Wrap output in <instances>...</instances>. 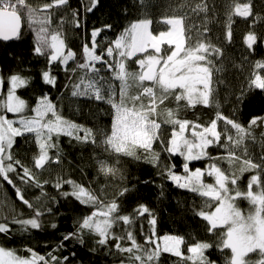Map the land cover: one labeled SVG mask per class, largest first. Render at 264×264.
<instances>
[{"label": "snow or ice", "instance_id": "1", "mask_svg": "<svg viewBox=\"0 0 264 264\" xmlns=\"http://www.w3.org/2000/svg\"><path fill=\"white\" fill-rule=\"evenodd\" d=\"M143 6L145 0H138ZM69 0H52L41 7H33L29 0H0V40H20L24 30L34 34L33 54L47 59L49 68L43 70L41 78L45 84L56 86V77L51 74V65L56 62L68 70L69 61L75 59V53L67 49L60 27L52 26L51 9L67 6ZM97 0H91L87 11L91 12ZM251 2L234 4V12L229 14L227 39L231 41L232 14L248 17L252 14ZM194 12L207 11L206 5L198 4ZM78 15L74 12L73 17ZM185 16L165 17L158 23L167 25V30L154 29V21L150 18L134 20L120 35L111 41L107 47H101L97 37L103 29L95 28L91 32V47L83 46L84 59L78 63L73 72L79 70L82 74L73 84V96H82L106 103L112 109L110 134H105L102 141L105 151L131 157L143 161L153 167L160 168V175L166 176L177 187L187 189L203 198L201 209L196 213L207 224L209 234L217 236V243L197 241L187 246L185 256L181 246L185 245L184 237L165 235L156 237L153 217L149 223L153 226L150 236H146L144 245H155L154 248L137 243L136 236L131 230L136 217L120 213V205L116 198L105 203L95 191L72 179L57 177L53 187L65 198L74 197L81 205L94 207L91 212L78 222L76 231L62 237L65 241L77 240L85 243L84 234H93L98 245H107L109 240H115V249L121 254H128L121 264H159L161 253H170L180 258L182 264H217L210 258V249L214 247L224 256V264H264V163H254L251 158L244 159L239 172L257 170L247 184V191L239 189L240 176L228 172L216 160H227L229 165L240 160L233 150L239 148L250 135L249 129L257 124L253 118L246 128L235 118L225 116L217 110L215 118L207 124L179 118L178 111L166 109V116L158 122L159 107L170 97L176 102L186 101L187 107L215 106L221 107L215 98L216 88L214 76L223 70L217 67L213 59H219L223 52L206 36L207 27L197 31L193 37L191 27L185 26ZM76 27L80 21L75 19ZM62 27V26H61ZM104 28L111 29L106 24ZM258 37L249 33L245 38L250 54L254 53V45ZM99 48V52L97 49ZM138 65V71H130L128 61L133 60ZM99 65V67L97 66ZM257 70L248 83V89L264 90V75L259 70L264 69V61H256ZM110 73L105 76L103 72ZM115 81L119 82L118 89ZM30 78L12 74L8 78L6 98L0 92V178L11 185L17 198L32 212L30 218H21L20 214L0 219V234L9 235L11 224L20 226L22 232L29 229H41V217L51 213L52 209L41 203L45 196L44 185L35 170H44L50 163H59L57 153L53 159L49 150L57 145L53 137L67 135L83 142L96 143L93 130L77 125L67 120L58 110L47 94L37 98L35 107L31 108L32 115H25L28 110L27 102L16 95L17 89L26 86ZM147 82V83H146ZM220 82V81H217ZM4 78L0 76V90ZM245 91L234 97L237 104H243ZM7 113L17 114L18 119H9ZM235 116V113H234ZM224 128L220 130V122ZM163 125H170V135L165 138ZM18 125V126H17ZM235 130V135L229 133V127ZM84 135L80 136L79 133ZM32 134L38 146V154L33 157V168L26 166L13 153L16 137ZM223 138V139H222ZM156 145L157 147H154ZM217 146L226 150V155L210 156L208 149ZM157 148L159 150H157ZM246 151V150H245ZM169 157L183 158V174L174 171L175 165L162 164L161 153ZM208 159L213 161L204 169H190V162ZM264 161V157L261 158ZM98 170L104 175H115L118 171L106 160L98 161ZM10 174H13L10 176ZM213 178V183H206L205 177ZM18 181L24 187H18ZM149 181H145L148 183ZM71 186V191H62L63 186ZM255 186V191H254ZM29 188H37L41 196L36 197L35 203L26 198ZM129 191L124 188L118 196H124ZM246 199L252 210L245 213L237 204V200ZM53 200L55 198H52ZM39 205V206H37ZM15 212V209H12ZM138 216L146 213L151 215L146 205H139L134 210ZM128 225L125 235H116L114 226L119 223ZM51 227L55 228L53 223ZM127 240L130 246H122L121 241ZM94 250V249H93ZM228 250L229 254L225 253ZM26 251L29 256L18 255L15 249L0 246V264H68L69 257H59L49 252L41 255L33 249ZM207 253V254H206ZM250 254H255L253 260ZM75 256V252L71 254Z\"/></svg>", "mask_w": 264, "mask_h": 264}, {"label": "trees", "instance_id": "2", "mask_svg": "<svg viewBox=\"0 0 264 264\" xmlns=\"http://www.w3.org/2000/svg\"><path fill=\"white\" fill-rule=\"evenodd\" d=\"M52 0H29L33 7H41ZM249 0H145L141 6L138 0H97L96 7L91 11V0H69L67 6L51 9L52 26L60 27L67 45L75 53V59L69 61L68 70L59 62L51 65V74L56 77V86L45 84L41 78L43 70L49 68L47 59L43 56L33 54L34 34L25 29L20 40H0V76L4 78L2 96L6 97L8 78L12 74H19L22 77L30 78V82L19 89L16 93L27 101L29 110L35 107L37 98L47 94L58 106V110L69 121L85 128L93 130L96 135V143L83 142L67 135H60L57 139L53 137L56 147L49 150L53 159L57 153L60 156L59 163H50L44 170L33 168V157L38 154V146L32 134L16 137L13 146V153L26 166L33 168L38 179L49 183L44 185L45 196L41 197V203L52 209L51 213L42 216L41 229H29L26 232L20 230V226L11 224L12 231L9 235L0 234V246L15 249L18 255L29 256L26 249L31 248L41 255L53 252L59 257L68 256V264H121L122 259H127L128 254L119 253L114 245L115 240H109L107 245H98L93 234H84L85 243L79 244L77 240L65 241L63 247L62 237L76 231L78 222L83 217L90 215L94 207L81 205L74 197L65 198L53 187L57 177L72 179L77 183L89 187L100 196L105 203L116 198L120 205V213L136 217L131 230L136 236L137 243L145 248L155 245H144L146 236H150L153 226L149 221L155 217L154 226L156 237L165 235L184 237L185 256L187 246L197 241L217 243V236L209 234L207 224L196 213L201 209L203 198L187 189L177 187L166 176L160 175V168L153 167L143 161H136L131 157L106 152L101 145V130L111 129L112 109L103 102L89 99L82 96H73V84L78 81L82 74L79 70L73 72L78 63L84 59L83 46L87 43L91 47V32L95 28L103 29L97 42L101 47H107L130 23L140 18H150L154 21L153 28L157 31L167 30V25L158 23L165 17L185 16V26L191 27L195 39L197 31L209 29L206 36L212 44L219 47L223 55L216 59L217 67L223 70L214 76L216 88L215 98L221 107H187L186 101L176 102L169 98L159 107L158 122L166 116V109L178 111L179 118L207 124L215 118L217 110L229 118H235L246 128L253 118L257 124L249 129L250 135L245 138L244 143L233 149L241 159L229 165L227 160L214 161L228 172H234L240 176L238 181L239 189L247 191V184L250 177L256 174L257 170L239 172L244 159L251 158L254 163H264V90L248 89V83L253 78L256 61H264V0H250L252 14L248 17H241L232 14L231 41L227 39L229 25V14L234 12L235 3H248ZM206 5L207 11H196V6ZM78 15L75 19L80 21V27H76L73 13ZM112 25L111 29L104 28V25ZM62 26V27H61ZM249 33L258 37L254 45V53L250 54L245 38ZM99 52V48L97 49ZM133 60L128 61L130 71H138L139 67ZM99 67V65H97ZM264 75V69L259 70ZM110 76L106 71L102 73ZM220 81V82H217ZM117 86L119 82H114ZM245 91L246 98L243 104H237L234 97ZM235 113V116H234ZM28 112L26 113V115ZM32 114V113H30ZM165 138L170 135L171 126L163 125ZM80 136L84 133L80 132ZM223 139V138H222ZM154 147H157L154 145ZM157 150H159L157 148ZM246 150V151H245ZM210 156L226 155V150L217 146L208 149ZM106 160L110 166L118 171L115 175H104L98 170V161ZM162 164L171 163L175 165L174 171L183 174V158L179 156L169 157L167 153H161ZM208 159L190 162V169H204L212 163ZM241 174V175H240ZM13 174H10V176ZM145 181H149L145 183ZM206 183H213V178L205 177ZM18 187H24L16 181ZM124 188L129 191L124 196L118 193ZM254 186V191H255ZM62 191H71V186L65 184ZM27 199L35 203L36 197L41 196L40 189L29 188L25 192ZM52 198H55L54 200ZM238 206L245 213L252 210V206L246 199L237 200ZM139 205H146L151 215L146 213L138 216L134 211ZM39 206V205H37ZM15 209V212L12 211ZM20 214L21 218L27 219L32 215L18 198L15 189L0 178V219ZM55 223L56 227L51 225ZM128 225L122 222L114 226L113 232L116 235H125ZM122 246H130L127 240L121 241ZM94 249V250H93ZM75 252L73 257L71 254ZM210 258L217 264H224V256L215 247L210 249ZM229 254L228 250H225ZM207 254V253H206ZM253 260L257 259L255 254H250ZM159 264H182L180 258L170 254L161 253Z\"/></svg>", "mask_w": 264, "mask_h": 264}, {"label": "rangeland", "instance_id": "3", "mask_svg": "<svg viewBox=\"0 0 264 264\" xmlns=\"http://www.w3.org/2000/svg\"><path fill=\"white\" fill-rule=\"evenodd\" d=\"M120 35V34H119ZM99 37V36H98ZM98 37H97V39H98ZM65 51H67V49L65 50ZM147 83V82H146ZM16 95L18 96V94L16 93ZM6 98V97H5ZM21 98V97H20ZM21 99H23V98H21ZM26 101V100H25ZM27 102V101H26ZM27 105H28V103H27ZM28 112V114L27 115H32V114H30L31 113V111L29 110V107H28V110L26 111V113ZM26 113H25V115H26ZM7 115V117L9 118V119H13V120H15V119H18V115L17 114H12V113H7L6 114ZM18 126V125H17ZM220 130H223V128H224V124H223V122L221 121L220 122ZM229 127V133L230 134H232L233 136L235 135V130L234 129H231V127L230 126H228ZM101 134H102V141H103V139H104V135L105 134H110V129H106V130H101ZM95 137H96V135H95ZM101 145L104 147V150H105V148H106V145L105 144H103L102 142H101ZM107 152H110V151H107ZM241 175V174H240ZM184 245H182L181 246V250L184 252Z\"/></svg>", "mask_w": 264, "mask_h": 264}]
</instances>
